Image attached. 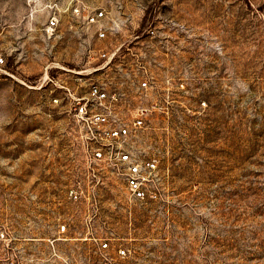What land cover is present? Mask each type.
<instances>
[{"label":"rangeland","instance_id":"rangeland-1","mask_svg":"<svg viewBox=\"0 0 264 264\" xmlns=\"http://www.w3.org/2000/svg\"><path fill=\"white\" fill-rule=\"evenodd\" d=\"M46 1L0 0V221L73 264H264V0H91L102 40L76 19L48 35ZM93 83L121 123L157 105L127 145L155 160V198L89 173L71 106Z\"/></svg>","mask_w":264,"mask_h":264},{"label":"built area","instance_id":"built-area-1","mask_svg":"<svg viewBox=\"0 0 264 264\" xmlns=\"http://www.w3.org/2000/svg\"><path fill=\"white\" fill-rule=\"evenodd\" d=\"M47 18L44 30L53 35L62 21L76 19L80 27L92 32L98 39H104L107 34V12L104 8L96 6L91 0H47L44 4ZM92 58L99 61V67H108L118 56V52L104 49L91 50ZM0 57V63H3ZM48 77V74L46 75ZM147 82L142 86L147 87ZM72 113L75 120L83 127L82 142L85 148L86 164L89 173L95 175L100 164H106L113 170L120 172L127 183L130 192L136 199L155 198L157 191L151 190L147 182L154 180L157 164L154 159H139L129 150L127 145L132 142L137 129L143 128L149 113L157 109L156 104L139 107L133 115L130 124L121 123L112 119L106 111H100L117 100V94H108L101 86L93 83L85 97H72ZM66 231V225H61L59 234ZM57 237L50 240L51 250L49 256L41 258L0 221V264H73L71 259L62 256L54 242ZM103 250L110 248L104 241ZM127 251L118 249V256L124 257ZM90 264H118L110 254L105 253L99 261Z\"/></svg>","mask_w":264,"mask_h":264},{"label":"trees","instance_id":"trees-1","mask_svg":"<svg viewBox=\"0 0 264 264\" xmlns=\"http://www.w3.org/2000/svg\"><path fill=\"white\" fill-rule=\"evenodd\" d=\"M8 71H12L10 68H6Z\"/></svg>","mask_w":264,"mask_h":264}]
</instances>
